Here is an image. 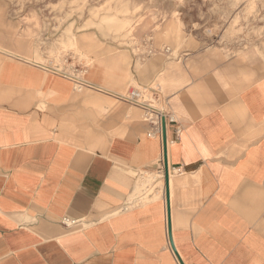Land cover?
<instances>
[{
	"label": "crops",
	"instance_id": "0c3cea01",
	"mask_svg": "<svg viewBox=\"0 0 264 264\" xmlns=\"http://www.w3.org/2000/svg\"><path fill=\"white\" fill-rule=\"evenodd\" d=\"M136 60L72 78L0 51V264H264V79ZM140 177L149 200H127Z\"/></svg>",
	"mask_w": 264,
	"mask_h": 264
},
{
	"label": "rangeland",
	"instance_id": "374dc122",
	"mask_svg": "<svg viewBox=\"0 0 264 264\" xmlns=\"http://www.w3.org/2000/svg\"><path fill=\"white\" fill-rule=\"evenodd\" d=\"M0 51L72 78L97 63L130 76L133 58L138 66L156 54L205 52L240 66L251 83L264 79V0H0ZM73 87L90 91L78 79ZM151 184L138 178L127 200L145 192L148 201Z\"/></svg>",
	"mask_w": 264,
	"mask_h": 264
},
{
	"label": "built area",
	"instance_id": "2783aa9c",
	"mask_svg": "<svg viewBox=\"0 0 264 264\" xmlns=\"http://www.w3.org/2000/svg\"><path fill=\"white\" fill-rule=\"evenodd\" d=\"M80 84H84V83H81L79 82ZM85 85V84H84ZM123 98L129 102V103H132V104H143L144 102H146L145 99L142 98L141 96V92L138 90V89H131L130 91H128L127 94L123 95ZM146 118L147 119H151V116L148 112H145L144 113ZM159 112L156 113V121L153 123L154 124V128L148 133V135H154V134H157V135H160L162 134V123H160L159 121ZM179 134V128H176L174 130V137L177 138ZM164 162H165V157H164V154L163 156H161L158 160V165L160 167V170L164 167ZM177 172H180L179 168H177L176 170ZM172 172H174V170L172 169ZM171 173L170 170H168V175ZM64 224H68V223H71L69 222L67 219H64L63 220Z\"/></svg>",
	"mask_w": 264,
	"mask_h": 264
},
{
	"label": "water",
	"instance_id": "95a60500",
	"mask_svg": "<svg viewBox=\"0 0 264 264\" xmlns=\"http://www.w3.org/2000/svg\"><path fill=\"white\" fill-rule=\"evenodd\" d=\"M162 130H164V123L162 125ZM165 140V138H164ZM164 178L165 180H168V167H167V163H166V159H165V162H164Z\"/></svg>",
	"mask_w": 264,
	"mask_h": 264
}]
</instances>
